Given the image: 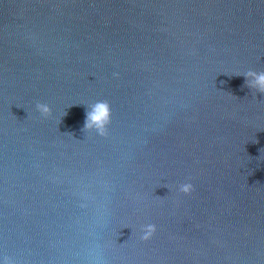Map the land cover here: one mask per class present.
I'll list each match as a JSON object with an SVG mask.
<instances>
[{"label":"water","instance_id":"obj_1","mask_svg":"<svg viewBox=\"0 0 264 264\" xmlns=\"http://www.w3.org/2000/svg\"><path fill=\"white\" fill-rule=\"evenodd\" d=\"M260 72L264 0H0V260L264 264Z\"/></svg>","mask_w":264,"mask_h":264},{"label":"clouds","instance_id":"obj_2","mask_svg":"<svg viewBox=\"0 0 264 264\" xmlns=\"http://www.w3.org/2000/svg\"><path fill=\"white\" fill-rule=\"evenodd\" d=\"M249 87L255 88L258 92L264 93V72L249 73ZM37 111L42 115L47 114L49 109L46 105L37 104ZM110 123V109L106 102L98 103L93 107V110L87 114L85 128L87 130H95L99 135L106 134V128ZM179 191L184 194H189L192 191L190 183H183L179 185ZM143 238L147 239L155 232V225L146 224L142 227ZM0 264H13V261L5 257L0 260Z\"/></svg>","mask_w":264,"mask_h":264}]
</instances>
